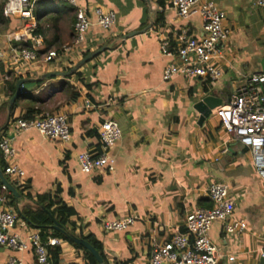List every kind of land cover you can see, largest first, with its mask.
I'll return each instance as SVG.
<instances>
[{
    "label": "crops",
    "instance_id": "obj_1",
    "mask_svg": "<svg viewBox=\"0 0 264 264\" xmlns=\"http://www.w3.org/2000/svg\"><path fill=\"white\" fill-rule=\"evenodd\" d=\"M75 1L81 7H111L117 22L109 30L90 26L79 46L73 43L78 6L65 0L40 2L39 13L31 11L32 20L7 16L8 22H0V132L9 131L10 121L25 114L28 97L7 108L20 78L27 79L21 91L34 99L30 105L39 112L65 113L70 128L65 142L50 140L36 129L9 135L14 148L10 162L25 172L23 193L34 198L47 192L71 206L76 212L70 217L75 231L101 242L106 264H149L152 243L184 232L185 215L209 207L206 187L221 181L229 186L233 215L242 218L246 227L227 233L222 221L211 223L208 236L220 251L217 264H258L264 253V178L258 175L249 148L221 128L215 109L198 124L200 114L194 105L210 91L224 104L248 74L264 71L260 10L253 0H213L224 11L230 30L216 60L220 77L176 74L164 80L163 69L171 59L161 53L160 38L166 37L175 48L182 30L201 36L198 13L179 17L170 0H150V6L142 0ZM157 13L160 22L155 21ZM30 21L40 35L38 58L31 63L20 57L22 42L15 38ZM149 22L152 26L145 31L122 37ZM69 44L71 49L63 50ZM104 44L102 52L73 73L41 78L46 72L69 71L84 52ZM48 50L58 53L53 63L43 60ZM34 79L43 81L37 86L28 82ZM92 82L91 87L85 84ZM72 91L77 93L75 98L70 97ZM85 99L91 108L84 106ZM108 118L121 131L111 148L113 170L83 172L76 155L99 150L97 128ZM24 200L19 198V208ZM1 204L16 207L6 200ZM126 215H135L126 228H104L105 222ZM33 228L18 216L13 229L25 239ZM9 256L22 264H35L31 248L0 247V264ZM60 256L61 264H89L83 250L65 239Z\"/></svg>",
    "mask_w": 264,
    "mask_h": 264
},
{
    "label": "built area",
    "instance_id": "obj_2",
    "mask_svg": "<svg viewBox=\"0 0 264 264\" xmlns=\"http://www.w3.org/2000/svg\"><path fill=\"white\" fill-rule=\"evenodd\" d=\"M35 1L5 0L2 13L4 16L30 17L32 20L31 11ZM65 1L78 6L73 24L74 46L84 42L90 26L96 24L103 30H109L117 22L116 12L111 7L101 5L81 7L75 0ZM170 5L179 17L198 13L202 21L203 34L194 36L182 30L179 35L180 43L175 48L171 47L170 40L166 37L160 38L161 53L171 59L163 69L162 78L168 80L176 74L185 77L208 76L210 79L220 77L221 71L216 65V60L222 56V43L230 33L224 23V11L213 0H170ZM253 5L264 17V0H253ZM15 38L22 42L18 51L20 57L29 63L36 61L40 50V35L36 31V24L30 21ZM71 47V44L65 45L63 50L68 51ZM57 55L55 50H48L43 60L53 63ZM84 106L91 108L93 105L85 99ZM215 115L225 132L249 148L256 171L264 178V71L248 74L244 82L233 89L227 102L215 109ZM27 129H36L42 136L54 141L65 142L70 138L67 116L62 112L41 111L29 117L20 115L11 120L9 131L0 132V156L4 162L2 171L6 176L20 182H23L25 172L17 164L10 162L14 157V148L9 135ZM97 134L99 150L96 153L83 151L76 155L80 169L86 173L94 170L112 171L114 167L115 160L111 148L121 134L118 123L110 118L103 120L97 128ZM205 193L211 205L188 212L184 218V232L176 231L162 243L153 242L149 252V264L218 263L220 251L208 236L211 223L220 220L225 232L235 233L242 231L246 227V222L233 215L234 202L227 184L221 181L211 182ZM5 200L4 196H0V247L13 250L31 248L35 264H52L46 244L40 238L39 229H31L25 239L14 231L18 216L13 208L1 204ZM134 219L135 215L122 216L105 222L104 228L122 230ZM62 241L61 238L51 237L47 243L60 245ZM228 259H232V256ZM4 264L22 262L16 257L9 256Z\"/></svg>",
    "mask_w": 264,
    "mask_h": 264
},
{
    "label": "trees",
    "instance_id": "obj_3",
    "mask_svg": "<svg viewBox=\"0 0 264 264\" xmlns=\"http://www.w3.org/2000/svg\"><path fill=\"white\" fill-rule=\"evenodd\" d=\"M42 1H49V0H36V5L33 7L32 11H35V7ZM51 1V0H50ZM61 1V0H59ZM4 1L0 2V22L5 21L8 22V17L4 16L2 13V7H3ZM23 21L25 18H21ZM162 20L161 14H156V22H160ZM38 26L36 25V31L39 32ZM88 52H84V55H86ZM43 80L42 79H34L29 80L28 82L35 84L36 86L39 85ZM86 86L91 87L95 84V82L92 83H85ZM14 90V86L12 87V91ZM77 96V93L72 91L71 98H75ZM28 97L29 99L26 101L25 105V114L24 117H29L35 112H39L40 110L36 108L33 105H30L32 103L33 98L29 96V94L26 92V90H22L17 97L16 101H14L13 107H15L18 103L17 100L21 98ZM12 107V108H13ZM0 167L3 168V160L0 156ZM6 178L11 182V184L16 188L18 193L20 194L21 199H25L22 206L17 210V207H14V212L17 216L21 217L22 219H25L28 224L31 226L39 229L40 231V238L42 242L46 244L48 254L50 256V259L52 261V264H61L62 258L60 256V245H49L47 242L49 238L51 237H58L61 239H65L72 243L73 245L81 248L84 252L85 257L88 259L89 264H96V261L94 257L81 245L73 243L67 238V234L69 235H77L80 237L85 238L88 242H90L101 254V256L104 258V254L102 252V244L98 240H96L91 234H82L80 231L76 232L74 229L73 222L70 220V217L72 215H75V210L71 207L66 205V203L58 198H54L53 195L50 193L44 192L40 194H36V196L33 198L31 194L28 192L23 193V188L26 187V184L23 182H20L19 180H11L6 176ZM0 194L6 197V202L12 206H14L15 199L13 195L8 192L5 188H2V185L0 184ZM49 211L54 218L61 224L62 229H56L52 227V221L49 217L47 211Z\"/></svg>",
    "mask_w": 264,
    "mask_h": 264
},
{
    "label": "water",
    "instance_id": "obj_4",
    "mask_svg": "<svg viewBox=\"0 0 264 264\" xmlns=\"http://www.w3.org/2000/svg\"><path fill=\"white\" fill-rule=\"evenodd\" d=\"M142 1H144L148 6H150V0H142ZM151 26H152V22H149L143 28H141L139 30L127 32L122 37L125 38V37H129L133 34L143 32L147 28H150ZM105 48H106V44L100 46L96 50L88 52L69 71L46 72L41 76V78H46V77L55 76V75L67 76V75L73 73L78 67H80L87 60L96 56L98 53L102 52ZM26 80H27L26 78H20L16 81L15 91L11 95V97L9 98L8 103H7V108L9 110L21 92V84L23 82H25ZM221 104H222L221 97L216 95L212 91L208 92L206 95L202 96L199 100H197L194 107L198 110V112L200 114L199 118H198V124H200L203 121V119L205 117H207L212 112V110L216 109ZM0 184L13 195V197L15 198V205L17 207V210H19L18 201L20 198V194L18 193L16 188L11 184V182L6 178V175L3 173L1 167H0ZM47 213H48L49 217L51 218L52 227L56 228V229H62L61 224L54 218V216L49 211H47ZM67 238L70 241H72L73 243L79 244L84 249H86L94 257L96 264H106L105 260L103 259V257L99 253V251L90 242H88L85 238L77 236V235H69V234H67ZM258 264H264V256H261L259 258Z\"/></svg>",
    "mask_w": 264,
    "mask_h": 264
},
{
    "label": "rangeland",
    "instance_id": "obj_5",
    "mask_svg": "<svg viewBox=\"0 0 264 264\" xmlns=\"http://www.w3.org/2000/svg\"><path fill=\"white\" fill-rule=\"evenodd\" d=\"M57 3H59V2H57ZM60 4H62V2H60ZM39 8L36 6L35 7V11H34V13H36V14H38L39 13ZM49 18H51L52 19V16L50 15V17Z\"/></svg>",
    "mask_w": 264,
    "mask_h": 264
}]
</instances>
